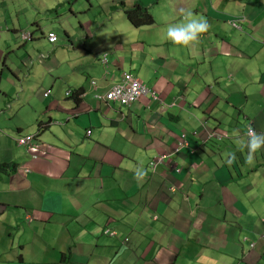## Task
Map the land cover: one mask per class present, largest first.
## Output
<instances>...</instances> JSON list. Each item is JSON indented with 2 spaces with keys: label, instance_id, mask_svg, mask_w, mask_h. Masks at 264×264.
Returning <instances> with one entry per match:
<instances>
[{
  "label": "crops",
  "instance_id": "0c3cea01",
  "mask_svg": "<svg viewBox=\"0 0 264 264\" xmlns=\"http://www.w3.org/2000/svg\"><path fill=\"white\" fill-rule=\"evenodd\" d=\"M103 2L105 31L55 50L70 42V71H0V264H264V149L247 164L230 139L264 132V0ZM135 5L155 24L133 27ZM182 8L210 25L191 49L165 37ZM126 73L159 100L106 104Z\"/></svg>",
  "mask_w": 264,
  "mask_h": 264
},
{
  "label": "rangeland",
  "instance_id": "374dc122",
  "mask_svg": "<svg viewBox=\"0 0 264 264\" xmlns=\"http://www.w3.org/2000/svg\"><path fill=\"white\" fill-rule=\"evenodd\" d=\"M0 9L4 15L0 18V36H13V41H8L12 48L0 49V71H70L71 62L76 59V51L70 48V42L66 43V49L56 51L61 42L65 41L67 35L74 40L76 47L86 44V34L98 35L105 31L104 17L109 7L103 0H7ZM95 23L91 26L86 23ZM39 24V25H38ZM56 33L59 41L56 45L49 43L46 36ZM35 33V39L26 40L24 34ZM5 43V42H2ZM13 51V53H12ZM83 52V49H81ZM69 52V53H68ZM6 54H11L8 59L7 68L3 61ZM32 57V59H29ZM26 58L28 60L24 61ZM257 68L264 70V54L261 53L257 59ZM28 63L30 69L24 64ZM226 71V69H223ZM50 85L47 84L48 88ZM74 92V91H73ZM68 91L67 93H71ZM212 135V134H211ZM251 173V172H249ZM245 174L244 176H246ZM261 175H259V178ZM210 236L209 234H207ZM233 237L224 235V238ZM4 249V248H3Z\"/></svg>",
  "mask_w": 264,
  "mask_h": 264
},
{
  "label": "clouds",
  "instance_id": "9594fccd",
  "mask_svg": "<svg viewBox=\"0 0 264 264\" xmlns=\"http://www.w3.org/2000/svg\"><path fill=\"white\" fill-rule=\"evenodd\" d=\"M179 17L180 19L178 22L167 23L165 29V37L168 41H170L172 44L178 47L191 49L193 46L199 44L201 37L207 33L210 25L206 18L196 16L194 12L190 9H183V8L180 9ZM234 23L236 24V26H234ZM232 25L234 27H238L236 20L232 21ZM25 35H30V37L25 38ZM24 38L26 40L33 39V34H24ZM126 74H130V73H126ZM66 97H72V94L67 93ZM230 139L232 140L233 144L236 146L237 150L241 152H243L245 149L247 150V155L245 157V162L247 164H252L255 159V154L259 152L261 149H264V132H257L251 126L247 128V130L243 133V135L239 132V130L234 131ZM166 158L167 157H165L163 164L165 163ZM150 162H149V174L153 175L157 173L158 169L156 172H152L150 169ZM226 162L231 163V159H228ZM133 172H134V177L138 182H142L148 174V170L144 169L143 167H137L133 169ZM105 234L106 236H112V237L116 236V233L112 232V230L109 228H106Z\"/></svg>",
  "mask_w": 264,
  "mask_h": 264
},
{
  "label": "built area",
  "instance_id": "2783aa9c",
  "mask_svg": "<svg viewBox=\"0 0 264 264\" xmlns=\"http://www.w3.org/2000/svg\"><path fill=\"white\" fill-rule=\"evenodd\" d=\"M234 26L236 24L234 23ZM30 35H25V38H29ZM48 41L52 44L58 42V36L55 33H50L48 36ZM107 59H105V62ZM97 83H93V86L96 87ZM50 94V93H48ZM47 94V96H48ZM153 98L159 100L156 92L151 91L146 86L142 85L135 76L132 74H125L121 79L120 83L114 85L110 92H108L102 100L106 104H118L123 107H131L143 98ZM88 133H91L89 131ZM34 136H26L20 139L19 143L27 147H32L34 144ZM35 150H39V147L36 145ZM165 157L168 156H159L153 159L150 162V169L152 172H156L158 167L163 164ZM38 158V156H36Z\"/></svg>",
  "mask_w": 264,
  "mask_h": 264
},
{
  "label": "trees",
  "instance_id": "16d2710c",
  "mask_svg": "<svg viewBox=\"0 0 264 264\" xmlns=\"http://www.w3.org/2000/svg\"><path fill=\"white\" fill-rule=\"evenodd\" d=\"M124 12L127 16V19L129 20L130 24L135 28H140V27H144V26H151V25L155 24V18L153 16V14L150 12V10L145 8V7H142L140 5H135L133 8L125 9ZM50 33H53V32H50ZM49 34L46 36L47 39H48ZM33 39H35V33H33ZM105 59H103V62L106 64L107 61L105 62ZM110 90L108 92H110ZM49 93L51 94V92H49ZM83 96H85V91L84 90H78V91L73 92L72 97H67V98L72 99L75 104H79L81 99L83 98ZM50 124H51L50 122L42 123L41 124V131L46 130L47 128L49 129ZM40 134L41 133H39L38 135L41 136ZM35 138L37 139V135L35 136ZM34 141H35V139H34ZM2 170H4V169H2ZM0 260H1V257H0Z\"/></svg>",
  "mask_w": 264,
  "mask_h": 264
}]
</instances>
